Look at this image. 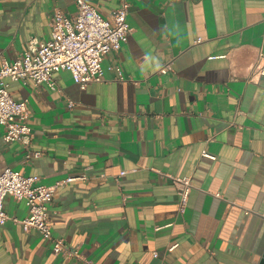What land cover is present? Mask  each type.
I'll return each mask as SVG.
<instances>
[{
  "label": "crops",
  "instance_id": "crops-1",
  "mask_svg": "<svg viewBox=\"0 0 264 264\" xmlns=\"http://www.w3.org/2000/svg\"><path fill=\"white\" fill-rule=\"evenodd\" d=\"M84 1L105 17L119 4ZM128 3L133 31L103 56V82L81 90L58 71L55 91L30 79L8 83L14 100H27L29 151L41 155L26 159L22 144L4 143L0 125V167L46 186L78 177L54 189L48 217L52 237L80 258L24 231L26 205L7 196L0 264H257L264 75L254 70L264 53V0ZM54 9L71 17L75 0H0V63L13 62L31 38L47 41ZM157 171L190 178L183 213Z\"/></svg>",
  "mask_w": 264,
  "mask_h": 264
},
{
  "label": "built area",
  "instance_id": "built-area-1",
  "mask_svg": "<svg viewBox=\"0 0 264 264\" xmlns=\"http://www.w3.org/2000/svg\"><path fill=\"white\" fill-rule=\"evenodd\" d=\"M118 2V7L107 17L84 0H75L76 13L71 17L64 15L59 9H54L49 18L50 38L45 42L31 38L27 50L13 62L0 63V125L5 130L3 142L22 144L27 151L26 159L40 157L41 153L29 151L32 132L26 122L27 100H14L8 92V83L30 79L35 85L44 84L55 91L57 88L53 74L58 71H68L81 90L90 84L103 82V56L117 51L133 31L126 21L128 0ZM167 69L169 65H165L161 71ZM115 70L118 79L122 81L120 68L115 67ZM254 71L257 75H264V53L259 54ZM72 106L73 103L69 101L68 107ZM202 156L215 160L207 152H203ZM157 172L171 180L178 197V211L183 213L193 188L190 178ZM124 174L125 172H121L120 176ZM75 179L78 177H68L52 186H46L40 183L37 176H23L6 166L0 167V225L8 219L3 209L5 198L10 196L16 201H24L28 213L24 219L18 221L23 230L37 231L42 239L52 243L56 254L79 259L77 250L66 249L62 239L52 237L48 217V205L52 201L54 189ZM153 256L156 257L157 253L153 252ZM83 262L89 264L87 261Z\"/></svg>",
  "mask_w": 264,
  "mask_h": 264
},
{
  "label": "water",
  "instance_id": "water-1",
  "mask_svg": "<svg viewBox=\"0 0 264 264\" xmlns=\"http://www.w3.org/2000/svg\"><path fill=\"white\" fill-rule=\"evenodd\" d=\"M257 264H264V248L260 254V258Z\"/></svg>",
  "mask_w": 264,
  "mask_h": 264
},
{
  "label": "clouds",
  "instance_id": "clouds-1",
  "mask_svg": "<svg viewBox=\"0 0 264 264\" xmlns=\"http://www.w3.org/2000/svg\"><path fill=\"white\" fill-rule=\"evenodd\" d=\"M155 61L156 67L159 68L160 64H159V60L156 59L155 57L152 58Z\"/></svg>",
  "mask_w": 264,
  "mask_h": 264
}]
</instances>
